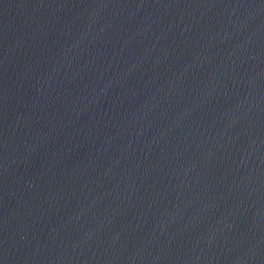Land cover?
<instances>
[{
    "label": "water",
    "instance_id": "1",
    "mask_svg": "<svg viewBox=\"0 0 264 264\" xmlns=\"http://www.w3.org/2000/svg\"><path fill=\"white\" fill-rule=\"evenodd\" d=\"M0 264H264V0H0Z\"/></svg>",
    "mask_w": 264,
    "mask_h": 264
}]
</instances>
